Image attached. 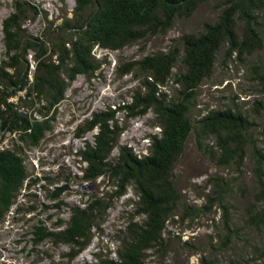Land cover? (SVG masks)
Returning a JSON list of instances; mask_svg holds the SVG:
<instances>
[{
    "label": "trees",
    "instance_id": "16d2710c",
    "mask_svg": "<svg viewBox=\"0 0 264 264\" xmlns=\"http://www.w3.org/2000/svg\"><path fill=\"white\" fill-rule=\"evenodd\" d=\"M73 1V16L60 26L63 37L57 41L27 37L21 29L27 16L19 3L2 22L8 62L0 64V129L16 138L9 148L0 149V224L27 179L23 144L40 143L71 83L98 68L94 49L120 51L165 34L208 7L213 16L181 34L166 50L122 65L138 72L144 89L126 106L128 114L150 111L159 129L150 136L147 155L138 157L119 145L122 129L113 110L93 113L79 129L82 134L97 129L93 142H85L80 152L86 164L82 180L106 179L119 195L131 188L141 217L140 222L129 220L125 235L116 236V259L99 258L97 264H143L148 248L163 251L167 222L180 209L191 210L177 173L190 142L195 153L218 170L205 181L211 190L202 209L221 211L217 243L196 264H264V0ZM30 53L34 69L28 82ZM220 57L243 70L259 98L248 108L233 103L196 115L197 91L213 77ZM170 81L178 86L172 95L159 89ZM20 91L26 97L22 105L7 102ZM246 166L247 184L242 173ZM107 208L108 202L95 197L82 209H71L64 231L42 235L80 252L89 244L91 230L102 224Z\"/></svg>",
    "mask_w": 264,
    "mask_h": 264
},
{
    "label": "rangeland",
    "instance_id": "374dc122",
    "mask_svg": "<svg viewBox=\"0 0 264 264\" xmlns=\"http://www.w3.org/2000/svg\"><path fill=\"white\" fill-rule=\"evenodd\" d=\"M16 3L25 8L27 18L21 29L26 36L42 37L45 41H57L63 37L59 28L65 20L72 18L75 5L73 0H0V64L3 60L8 62L4 55L2 22L16 12ZM211 16L213 11L203 7L194 17L177 23L165 34L146 38L120 51L94 49L98 68L89 77L78 75L71 83L50 123V130L40 143L36 147L22 146L27 179L10 213L0 224V264H97L99 258L116 259L119 246L116 236L125 235L129 220L141 221L135 212L138 197L131 188L119 195L116 188L103 178L95 182L82 180V169L86 164L80 152L85 142H93L97 129L86 134L79 129L93 113L113 110L122 129L119 145L126 146L138 157L147 155L150 136L158 133L159 129L153 126L150 111L136 116L128 114L126 106L132 105L134 95L143 93L144 89L138 72L123 69L122 65L155 51L166 50L181 34ZM32 56V53L27 56L28 82L34 69ZM8 71L14 73V69ZM159 89L172 95L178 86L170 81ZM251 91L243 70L234 62L220 57L213 77L201 84L197 91L194 113L204 115L209 109L233 103L248 108L252 100L259 98V94ZM24 99L25 91H20L7 98V102L20 106L23 104L20 100ZM18 111L31 113L22 108ZM15 138L0 129V149L9 148ZM117 154L118 148L112 156ZM217 171L195 153L190 142L177 173L184 199L191 210L185 213L180 209L167 222L163 251L148 248L143 264H196L199 257L207 255V250L217 243L221 211L215 207L208 211L202 209L205 196L211 190L205 181ZM242 173L247 184L249 166L244 167ZM95 197L108 202V208L102 213L104 219L99 228L91 230L92 238L85 249L76 252L78 248L71 244L42 235L43 232L64 231L71 209H82Z\"/></svg>",
    "mask_w": 264,
    "mask_h": 264
}]
</instances>
